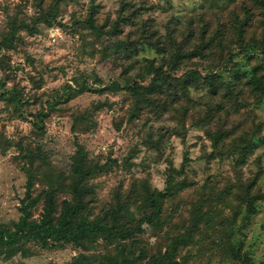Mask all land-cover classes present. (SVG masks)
<instances>
[{
    "label": "rangeland",
    "instance_id": "obj_1",
    "mask_svg": "<svg viewBox=\"0 0 264 264\" xmlns=\"http://www.w3.org/2000/svg\"><path fill=\"white\" fill-rule=\"evenodd\" d=\"M45 12L56 16L52 26L20 29L13 47H0V225L19 219L30 175L35 195L55 188L59 208L71 198L76 137L104 165L89 182L91 217L110 222L115 213L135 226L152 211L147 189L168 195L134 239L103 234L86 249L30 245V255L0 264H70L79 254L86 264H112L131 248L133 264L170 254L173 264H241L233 245L264 264V97L249 81L264 66L260 0H0V41L15 22L33 23ZM176 49L196 55L175 69L165 64L167 92L151 95L161 108L138 103L152 79L144 58L159 65ZM192 71L198 85L184 90ZM211 72L224 81L217 95L203 83ZM39 111L47 114L43 130L33 123ZM29 151L40 153L33 163H26ZM249 194L259 196L258 211L244 227ZM41 210L42 203L36 217Z\"/></svg>",
    "mask_w": 264,
    "mask_h": 264
},
{
    "label": "trees",
    "instance_id": "obj_2",
    "mask_svg": "<svg viewBox=\"0 0 264 264\" xmlns=\"http://www.w3.org/2000/svg\"><path fill=\"white\" fill-rule=\"evenodd\" d=\"M260 8L264 9V0H260ZM93 13V12H92ZM92 15V14H91ZM264 17V12H263ZM56 21V16L54 13L45 12L38 16L33 23L28 22H15L10 30L9 36L0 41V47H13L16 41L17 31L20 29H25L29 33L33 34L37 31L38 25L44 23L48 26H52ZM88 24L92 28H97L94 23L93 16L88 18ZM260 26L264 28V18L260 21ZM99 28V26H98ZM242 32V29H241ZM123 45L120 42V45ZM125 45V43H124ZM264 45V37L260 40V46ZM208 46H206L207 48ZM206 48L201 47V51L206 53ZM254 48V47H253ZM162 51V48H158ZM198 55H201L200 49L197 48ZM176 49L173 51L169 59L164 57V63L156 65L155 58H144V73L145 75H150L152 77L149 84L148 95H144L138 100L142 102V105H150L155 108H161L157 97H152L151 95L155 93L167 92V88H163L161 85L164 81H168V77L171 75L167 74L164 70L165 64L167 67L175 69L178 63L185 60V58H191L194 52L184 53ZM165 54V51L163 52ZM196 55V54H195ZM168 61V62H165ZM229 59L225 57L221 58L220 65L227 66ZM235 77L241 76V72H234ZM198 76L200 74L197 71L190 72V77L183 81L184 90H187L190 85L197 83ZM204 85L211 91L212 94L217 95L222 91L221 84L224 83L222 75L219 72H211L206 76L202 77ZM249 81L254 89L260 90V98L264 97V66H260V76L256 72L249 78ZM198 85V83H197ZM4 86V83L0 81V90ZM227 86L230 92L232 91V83H228ZM141 86H134L135 92H140ZM11 95L22 104L23 100L20 95L11 90ZM177 93V92H175ZM154 96H157L154 95ZM166 105V104H163ZM158 108V109H159ZM34 125L40 130L44 129V121L47 114L39 111L33 113ZM40 123V125H39ZM76 125L74 124L72 130L75 131ZM40 153H35L29 151L26 154V163H33L36 158L39 157ZM104 165L96 164L89 159L85 147L77 140L76 137V153L73 157V162L70 172V184L68 186L71 198H64L61 201V208L58 207L56 198L57 192L55 188L47 186L38 195H35V185L36 178L30 175L27 178L26 192L25 195L20 199V217L13 223L12 227H7L0 225V259H9L17 254L30 255L31 248L30 245L35 247L47 249L62 247L66 244H72L76 247L87 248V243L89 240L96 239L99 235H108L110 237L118 238L121 241L134 239L138 234L144 232V223L152 224L154 223L155 217H157L162 210V200L168 195L164 190H146L145 198L148 204L152 207L151 213L144 214L135 226L127 227L123 222L119 221L118 214L112 215V220L110 222L98 219V217H91L89 212V204L91 203V194L93 193V187L89 183L91 177L101 171ZM262 198V196H260ZM259 199L257 194L248 195L247 202L248 206L245 212L244 227L251 224L253 216L257 213L258 209L255 202ZM42 203V210L39 217L35 216V211L37 207ZM132 249V248H131ZM130 249V255H125V257L119 260H113L112 264H133L136 262L137 256ZM232 255L235 259L241 261V264H253L250 255L247 252L242 251L241 245H233ZM132 255V256H131ZM173 255L170 254L165 256L164 261L157 262L156 260L150 261L146 264H173ZM85 257L83 254H79L73 258L70 264H86L84 262Z\"/></svg>",
    "mask_w": 264,
    "mask_h": 264
}]
</instances>
